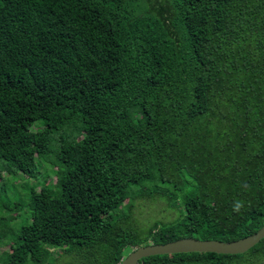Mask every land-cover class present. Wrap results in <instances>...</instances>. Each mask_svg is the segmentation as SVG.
Listing matches in <instances>:
<instances>
[{"label": "trees", "instance_id": "obj_1", "mask_svg": "<svg viewBox=\"0 0 264 264\" xmlns=\"http://www.w3.org/2000/svg\"><path fill=\"white\" fill-rule=\"evenodd\" d=\"M0 161V264H121L141 246L255 234L264 0H0ZM139 199L179 218L145 222ZM244 258L264 264V239L140 264Z\"/></svg>", "mask_w": 264, "mask_h": 264}, {"label": "water", "instance_id": "obj_2", "mask_svg": "<svg viewBox=\"0 0 264 264\" xmlns=\"http://www.w3.org/2000/svg\"><path fill=\"white\" fill-rule=\"evenodd\" d=\"M263 239L264 226L255 234L234 242L185 238L165 245H148L135 248L121 264H140L142 259L158 255L188 253H216L222 255L244 254Z\"/></svg>", "mask_w": 264, "mask_h": 264}, {"label": "rangeland", "instance_id": "obj_3", "mask_svg": "<svg viewBox=\"0 0 264 264\" xmlns=\"http://www.w3.org/2000/svg\"><path fill=\"white\" fill-rule=\"evenodd\" d=\"M0 164H2L1 161ZM6 178L8 180L7 184H9L12 178L10 177L9 179L8 177ZM13 178L15 179V177ZM17 178H18L17 181L14 182V184L17 187L21 186L23 189H26L28 186L33 185V182L29 180H23V177L21 176H17ZM51 179L53 180L54 177ZM8 188L9 190H13L12 186H9ZM136 211L138 217L145 222L149 220L150 222L161 221L164 223H171L179 218L178 212L175 209L172 210L168 208L165 203H152L149 201H145L143 199H139L137 201ZM54 253H55L54 256L56 258H59L57 264H73V258L68 257L63 251H54ZM238 264H255V263L250 262V260H248L247 258H244L241 259L240 263Z\"/></svg>", "mask_w": 264, "mask_h": 264}]
</instances>
